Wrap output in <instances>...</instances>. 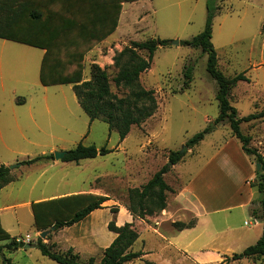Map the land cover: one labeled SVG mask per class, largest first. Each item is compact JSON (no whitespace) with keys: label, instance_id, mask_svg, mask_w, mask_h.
Instances as JSON below:
<instances>
[{"label":"rangeland","instance_id":"1","mask_svg":"<svg viewBox=\"0 0 264 264\" xmlns=\"http://www.w3.org/2000/svg\"><path fill=\"white\" fill-rule=\"evenodd\" d=\"M208 3L214 9L220 8L213 19L212 38L219 57V69L227 77L246 73L249 79L231 90L229 101L239 117L263 111L264 0H148L142 5L141 31L113 34L105 46L85 56L84 80L91 77L93 65H99L109 75L111 91L118 97L126 96L128 90L117 88L113 82L118 73L113 60L116 54L132 41L160 38L172 42L197 36L206 25ZM192 8L195 10L190 15ZM43 54L40 49L0 40V166L6 164L9 167L55 152H69L79 143L99 149L105 147L112 152L79 163L60 160L56 164H19L11 170L16 180L0 190V207H11L1 214L3 227L19 242H23L28 234L35 241L33 245L37 241L32 206L26 205L27 202L32 204L38 198L87 189L91 181L103 177L102 181L112 190L113 196L121 204L128 205V190L140 184L139 179L134 178V171L138 164L147 163L146 159L155 169L158 164L168 161L171 152H184L189 162L178 166L166 179L173 191L179 186L175 174L189 168L191 172L196 170L228 142L227 149L235 156V161L240 155L255 164L253 157L243 153L229 124L214 123L219 115L218 85L207 72V55L201 49L170 44L156 51L151 69L141 75V84L155 91L159 109L141 126H133L125 142H121L117 131H110L107 123L90 121L80 107L72 85H41ZM189 63L194 64L193 80L185 89L184 67ZM206 119L210 121L206 122ZM204 129H210V132L197 148L199 154L190 155L191 148L185 150V143ZM241 130L245 135H251V147L264 149V119L243 123ZM114 174H121V185L114 186ZM173 193L168 197L172 198ZM257 196L252 203L253 209L260 208V194ZM77 208L72 204L68 211H55L52 217L55 221L69 219ZM39 217L42 218L40 212ZM240 219L243 217L237 222ZM244 220L250 225H244L240 230L246 231L254 218L247 215ZM193 221L194 217L190 216L187 223ZM79 224V227L62 233L60 238L75 241L78 247L84 244L93 249L98 237L93 233L92 221L85 219ZM101 229L99 227L98 234ZM3 254L14 264H58L44 257L37 247L23 249L17 254L3 251ZM2 259L0 254V264ZM234 264H264V259L259 263L243 259Z\"/></svg>","mask_w":264,"mask_h":264},{"label":"crops","instance_id":"2","mask_svg":"<svg viewBox=\"0 0 264 264\" xmlns=\"http://www.w3.org/2000/svg\"><path fill=\"white\" fill-rule=\"evenodd\" d=\"M144 2H148V0L124 3L121 0H0V26L2 28L13 25L9 20L12 18L14 9L21 8L24 13V21L18 20L13 27L15 34H22L23 36L16 37V40L0 37V40L26 45L44 52L42 47L31 46L19 41L36 42L41 40L39 36L42 34L52 35L53 33L66 35L111 33L110 36L138 33L141 31L139 22L144 15L142 11ZM8 5L11 7L7 9L3 7ZM194 10L195 8L190 10V15L194 13ZM31 11L49 12V16H44L43 22H37L30 19ZM117 12H119L117 25L112 31ZM110 36L92 48L91 51L99 50L105 46L110 40ZM1 87H3V83ZM205 121L209 122L210 120L206 119ZM202 142L191 148L189 154H199L197 148ZM228 144L229 142L217 149L216 153L207 158L203 165H198L196 170L191 172L189 171L191 168H189V170L175 174L174 178L179 186L175 189L173 197H168L167 208L160 214L147 216L145 220L135 218L128 210L127 205L121 204L113 196L112 190L108 189V186L102 181L103 177H97L93 182L91 181L87 189L69 190L36 199L34 203L80 194H94L108 198L102 208L93 211L86 218V220L92 221L93 233L98 237L95 245L91 247L93 249L84 244L78 247L74 243L75 241H63L60 238L62 233L79 227L80 224L65 227L57 232H54L53 228L48 229L51 232L44 239L41 238L42 232L36 230L37 240L41 238L44 243L53 246V250L59 253L66 254L72 251L73 254L79 256L80 262L84 264L88 263L90 259H95L96 263H99L102 258L101 250L108 248L116 238V234L109 230V224L114 222L117 227H121L129 223L139 235L132 250L143 254L140 258L128 262L129 264H225L223 261L226 258H231L234 254L241 253L247 247L254 245L264 232L263 223L255 219L246 231L240 230L247 223L244 218L247 215L251 216L252 203L258 197L257 189L251 184L255 179L256 170L255 164L253 165L247 157L242 159L240 155H237L235 161V156L227 149ZM256 149L264 156L263 148L257 146ZM186 158L185 155L177 165L173 166L170 172L165 175V180L169 174L178 169V166L181 164L184 166L189 162ZM41 162L56 164L60 160H43ZM145 162L147 163L138 164L134 171V178L139 179L140 184L133 188H139L146 184L157 171L168 163L166 161L163 165L158 164L153 169L147 159ZM119 176L114 174V186L121 185L122 177ZM32 204L26 203L28 206H32ZM10 208L9 206L0 207L2 227L1 214L7 213ZM190 216L196 220L193 227L184 230L175 228V223H187ZM240 217H243V222L241 219L237 222ZM99 227L102 229L99 230L98 234ZM105 228L108 229V232L105 231ZM27 236H30V243L35 242L31 235L28 234ZM26 237L22 241H26ZM11 238L16 237L11 236ZM1 243L4 246L8 241ZM56 247L58 250H55ZM3 251L17 254L23 249L11 251L4 248ZM263 259L264 257L259 260H247L259 263ZM242 260L231 261L228 264L240 263Z\"/></svg>","mask_w":264,"mask_h":264},{"label":"trees","instance_id":"3","mask_svg":"<svg viewBox=\"0 0 264 264\" xmlns=\"http://www.w3.org/2000/svg\"><path fill=\"white\" fill-rule=\"evenodd\" d=\"M137 0H121V2H133ZM4 8L11 7L3 6ZM220 8H212L207 4L208 16L206 25L201 33L197 36L180 41V45L201 49L207 55V72L218 85L216 99L219 105V115L215 119V125L228 123L232 135L239 141L243 153L254 158L255 164H261L260 171H255V181L252 187L257 189L260 194L259 209L251 207V216L264 226V156L256 148L251 147L252 138L245 135L241 130L243 123L254 120L264 119V110L259 113H252L246 117H239L237 109L229 101L231 90L240 82H248L246 73L237 74L234 77H227L219 69V60L216 49L213 45V19ZM44 16H49V12L31 11L30 19L37 22H43ZM23 9L16 8L12 12L10 23L13 25L6 27L0 26V37L16 40V37H22V34H15L14 25L18 20H24ZM119 12L115 15V30ZM264 31V24H263ZM111 33L88 34L79 33L69 34H46L39 36L40 41H19L25 44L42 47L44 56L40 68V81L43 86L54 85H73V91L78 103L90 121L101 120L108 124L110 131H117L123 142L133 126H141L147 120L152 118L159 109L158 100L153 89H146L141 84V75L151 69L156 51L160 47H166L171 44L167 39H151L145 42L132 41L130 45L123 48L114 57V66L118 73L113 78L117 88H125L128 94L124 97H118L111 91L110 78L105 69L99 65H93L91 77L84 80L85 56L105 40ZM36 35V36H38ZM64 41V42H60ZM144 52L146 55L141 54ZM194 64L189 63L184 67V85H189L193 80ZM210 129L195 134L187 140L185 146L193 148L202 142ZM107 148H97L94 145L85 146L79 143L74 149L68 152L64 157L65 162H79L85 159H93L99 155L111 153ZM185 154L179 151L171 152L168 163L157 171L152 178L143 186L131 188L128 190L127 208L135 217L145 220L147 216L160 214L167 208L168 194L174 192L165 180V175L170 172L171 166L177 165ZM54 154L43 155L34 159H28L20 162V165L30 166L43 160H54ZM15 176L6 165L0 166V190L15 181ZM107 197L94 194L72 195L64 198H58L48 201H42L32 204L34 216V225L38 232H44L54 228V232L65 227H72L84 221L93 211L102 208ZM74 204L77 212L69 218L55 221L52 217L55 211H68ZM39 212L42 218L39 217ZM196 224L177 222L174 224L178 230L191 228ZM109 230L116 234L113 243L106 249L101 250L102 258L99 263L95 259H90L86 264H125L140 258L141 252H133L132 247L139 238L138 233L132 228V225L126 223L124 226L117 227L114 222L109 224ZM52 234V233H51ZM8 241L4 246H0L2 254V264H14L11 259L6 258L3 249L17 250L20 242L16 238H11L10 234L2 227L0 220V242ZM32 244V243H31ZM36 247L41 251L43 256L55 261L58 264H84L80 262L79 256L69 251L62 254L53 250L50 246L39 238ZM264 257V232L262 237L254 244L241 253L234 254L231 258H226L223 263L228 264L231 261L242 259L259 260Z\"/></svg>","mask_w":264,"mask_h":264},{"label":"water","instance_id":"4","mask_svg":"<svg viewBox=\"0 0 264 264\" xmlns=\"http://www.w3.org/2000/svg\"><path fill=\"white\" fill-rule=\"evenodd\" d=\"M171 44L172 45H180V41L179 40H174V41H172L171 42ZM215 127V126H214ZM187 149V147H185V150ZM182 153H184V152H182ZM68 155V151H63V152H55L54 153V158H55V160H63L64 159V157L65 156H67ZM16 166H19V164H16V165H12V166H9V169L10 170H13ZM260 169H261V164H257V168H256V170L257 171H260ZM54 229V228H53ZM49 232L48 231H44V232H42L41 233V238H46V236H47V234H48ZM19 247L20 248H23V249H29V248H34V247H36V245H33V244H31V243H28V244H26L25 242H20V245H19Z\"/></svg>","mask_w":264,"mask_h":264},{"label":"built area","instance_id":"5","mask_svg":"<svg viewBox=\"0 0 264 264\" xmlns=\"http://www.w3.org/2000/svg\"><path fill=\"white\" fill-rule=\"evenodd\" d=\"M23 242L30 243V242H31L30 236H27V237H26V241L24 240Z\"/></svg>","mask_w":264,"mask_h":264}]
</instances>
